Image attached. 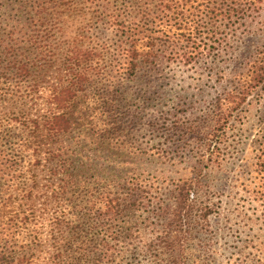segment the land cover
<instances>
[{"label": "trees", "instance_id": "16d2710c", "mask_svg": "<svg viewBox=\"0 0 264 264\" xmlns=\"http://www.w3.org/2000/svg\"><path fill=\"white\" fill-rule=\"evenodd\" d=\"M110 1L85 0V3L100 5L98 17L108 23L103 40H86V36L78 31L69 39L61 40L60 31L64 29L60 19L64 11L76 9V0H0V99L11 101L14 92L27 96L33 91L34 98L41 96L44 103L49 104L43 115L30 118L32 123L21 116L13 117L29 129L18 137L7 136L13 132L10 119L3 117L5 121H0L4 122L0 123V217L8 216L11 220L20 216L18 210L5 212L15 206L20 193L26 200L34 198V188L29 185L30 181L36 184V180L34 175L27 176L26 171L43 162L48 168L50 166V178L55 184L53 191L58 203L62 204H58L53 215L58 234L63 232L55 239L56 264H103L105 259L111 260L113 252L108 250L111 247L105 238L99 239L101 252L93 258L88 256L89 238L85 232L90 211L95 206L101 209L102 216L97 218L107 220L109 227L121 216L123 203L129 205V209L133 208L137 205H133L135 196L137 193L140 196L141 192L137 179L128 173L121 174L112 168H105L102 174L86 175L77 171L87 164L86 160H91L85 153L89 135L94 137L90 143L98 139L115 144V141L107 140L110 138L108 133H97L96 130L90 133V129L94 130L101 123H107L108 128L115 124L102 119L99 111L108 98L101 99L96 92L90 98L89 86L106 80L103 90H110L118 79L141 81L144 76H152L157 71V64L164 61L191 68L202 58L216 56L220 46L228 43L231 28L236 24L245 25V15L250 11L257 15L261 7V0H112L117 10L108 13ZM256 27L264 37L263 21ZM55 34V47L62 48L53 54L46 51L48 44L45 41H51ZM19 46H27V49L34 46L38 56L28 59L27 49L20 50ZM57 52L61 54L56 55ZM56 58L61 61L58 79L47 84L45 89L41 88L36 79L48 71ZM104 61L110 63L108 70H100ZM231 68L230 72L218 77L219 82H225L224 87L202 119L207 126V136L200 144L202 148L195 144L191 149L194 153L193 175L178 184L174 192V205L164 237L167 247L174 253L175 264H179L183 255L180 248L197 203L192 194L203 184V172L215 154L217 139L228 126L233 111L252 93L264 91V42L237 56ZM29 75H33L34 80H28ZM11 82L16 88L9 90ZM24 82L27 86L22 88ZM29 86L31 89L26 92ZM177 115L171 122L174 126L170 127L179 128L183 134L186 129L187 138L188 135L198 136L200 130H189L197 129L202 123L179 124ZM80 121L83 122L80 129L85 133L80 132L78 137H81L75 139L73 132ZM38 132H41L39 137L36 136ZM187 143L183 141L179 146L188 149ZM198 211V216L207 214L203 207ZM22 213L24 221L34 214L26 210ZM94 222V226L100 225L97 219ZM107 235L115 236L117 232ZM16 251L13 244L0 240V264H17L14 259L18 264L30 262L29 255L18 256Z\"/></svg>", "mask_w": 264, "mask_h": 264}, {"label": "rangeland", "instance_id": "374dc122", "mask_svg": "<svg viewBox=\"0 0 264 264\" xmlns=\"http://www.w3.org/2000/svg\"><path fill=\"white\" fill-rule=\"evenodd\" d=\"M260 4L259 14L250 11L243 20L245 25L236 24L238 28H231L228 43L220 46L216 56L202 58L191 68L164 61L157 64V71L152 76H144L141 81L118 79L110 90H103L106 80L89 86L90 98L95 92L101 99L108 98L99 111L102 119L115 124L108 128L107 123H101L94 130L90 129V133L95 130L108 133L110 138L107 140L115 141V144L98 139L90 143L94 137L89 135L85 153L91 160H86L87 164L77 171L86 175L102 174L105 168H112L121 174L128 173L137 179L141 192L140 196L136 194L133 205H137L133 208L129 209L130 206L123 203L121 216L109 227L107 220L97 218L102 216V210L97 206L92 208L85 232L89 238L88 256L93 258L101 252L99 239L105 238L110 243L108 250L113 252V257L105 259L103 264H175L174 253L167 247L164 237L174 205V192L178 184L193 175L194 153L191 149L195 144L202 148L200 144L207 136V126L202 119L225 84L219 82L218 77L231 71L237 56L264 42L256 27L258 23H264V0ZM75 5V10L64 11L60 19L64 29L60 31L61 40L69 39L75 31L86 36V40H103L108 23L98 17L100 5L85 3V0H76ZM107 7L108 13L117 10L112 0ZM45 42L48 44L46 51L53 54L62 48L55 47L56 34L51 41ZM26 47L19 46L20 50H26ZM60 54L57 52L56 55ZM26 56L28 59L38 56L34 46L26 50ZM60 62L52 60L48 71L38 76L36 80L41 88L56 82ZM109 64L102 62L100 70H108ZM219 71L222 73L218 74ZM115 74L120 78L116 71ZM33 75L27 79H33ZM25 86L24 82L22 88ZM13 88L16 86L11 82L9 90ZM29 89L30 86L26 92ZM126 89L127 92H122ZM13 94L11 101L0 99V121H5L3 117L10 119L13 132L7 136L18 137L29 129L13 117L21 116L32 123L30 118L43 115L49 104H45L41 96L34 98L33 91L27 96ZM176 114L180 117L179 124L201 122L197 129H188L189 132L200 130L198 136L188 135L187 138L186 129L183 134L179 128H171ZM227 125L217 139L218 146L209 166L204 169L203 184L192 194L197 203L180 248L183 255L179 264H264V91L249 95L233 111ZM82 126V121L76 124L79 130L73 132L75 139L81 137H78L80 132L85 133L80 129ZM36 136H41V132ZM183 141L190 145L188 149L179 146ZM43 163L26 171L27 176L34 175L36 180V184L30 181L29 185L34 188V198L26 200L20 193L15 206L5 210H18L20 216L11 220L8 216L0 217V240L13 244L18 256L29 255L28 264H56L55 239L63 235V232L58 234L53 219L59 203L53 191L55 184L50 178L51 168ZM201 207L207 213L205 217L198 216ZM24 210L34 213L28 221L22 218ZM96 219L100 223L97 227L94 226ZM63 229L70 231L68 227ZM113 231L117 235H107ZM14 262L18 264L16 259Z\"/></svg>", "mask_w": 264, "mask_h": 264}]
</instances>
